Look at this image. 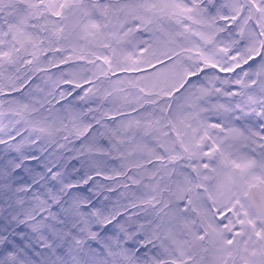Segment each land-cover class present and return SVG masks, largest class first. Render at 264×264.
<instances>
[{"label": "snow or ice", "instance_id": "obj_1", "mask_svg": "<svg viewBox=\"0 0 264 264\" xmlns=\"http://www.w3.org/2000/svg\"><path fill=\"white\" fill-rule=\"evenodd\" d=\"M0 264H264V0H0Z\"/></svg>", "mask_w": 264, "mask_h": 264}]
</instances>
